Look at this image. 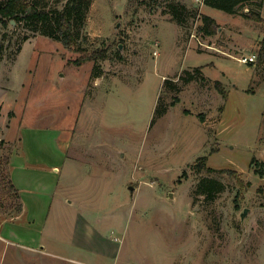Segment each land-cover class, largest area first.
Returning <instances> with one entry per match:
<instances>
[{
  "label": "rangeland",
  "instance_id": "374dc122",
  "mask_svg": "<svg viewBox=\"0 0 264 264\" xmlns=\"http://www.w3.org/2000/svg\"><path fill=\"white\" fill-rule=\"evenodd\" d=\"M173 2L188 8L183 27ZM196 8L215 35L198 31ZM249 10L264 20V0L234 14L92 0L77 43L105 56L81 67L40 24L0 23V105L21 134L11 156L25 204L0 231V264H264V177L252 165L264 163V22ZM204 156L210 170L198 171ZM204 179L221 184L209 198ZM14 196L0 190L1 225Z\"/></svg>",
  "mask_w": 264,
  "mask_h": 264
},
{
  "label": "trees",
  "instance_id": "16d2710c",
  "mask_svg": "<svg viewBox=\"0 0 264 264\" xmlns=\"http://www.w3.org/2000/svg\"><path fill=\"white\" fill-rule=\"evenodd\" d=\"M259 0H204V4L207 7L220 10L225 13L234 14L242 7L250 6ZM261 1V0H260ZM173 2L171 7L172 21L179 26H185L187 21L188 8L180 3ZM92 0H68V2L62 7H54L50 9L38 8L32 0H6L0 3V23L4 26H8L12 21L21 22L24 21L27 24H40V28H33L32 30L39 31L42 35L50 37L52 39L63 42L68 47H73L76 51L82 55L74 61V64L78 67L83 66L85 63L97 60L105 56V52L101 50L88 52L77 43L76 30L84 27L87 21ZM181 9V11H180ZM247 18L254 19L256 21L264 22L263 18L259 13L249 10ZM194 17L199 16L202 24L198 27V31L205 36H213L219 29L217 21L206 14H200L199 9L193 11ZM52 23L53 27L60 32L56 34L51 29L48 30V25ZM198 73H202V68L198 67L195 69ZM187 74H189L187 72ZM170 81V80H169ZM168 80L166 82L170 83ZM218 90L227 97V93L223 90L222 84L217 81L215 82ZM174 89V88H173ZM166 112V109L159 104L155 110V117H161ZM154 122V120H153ZM3 148V142H0V149ZM207 157L200 158L198 163L194 166L198 171L208 169ZM10 163V157L3 155L0 159V190L9 193H15V200L20 199L18 190L10 180L8 166ZM257 165L256 173L261 177H264V163L252 160V165ZM9 178L7 179V177ZM220 182L212 179H204L198 186V192L203 195L210 197L211 191L217 189L220 186ZM18 211L22 210L21 204L18 207Z\"/></svg>",
  "mask_w": 264,
  "mask_h": 264
},
{
  "label": "crops",
  "instance_id": "0c3cea01",
  "mask_svg": "<svg viewBox=\"0 0 264 264\" xmlns=\"http://www.w3.org/2000/svg\"><path fill=\"white\" fill-rule=\"evenodd\" d=\"M8 109L5 110L3 105H0V127H1V131H0V140L3 142L4 146L10 147L8 154H6V152L4 151L5 148L0 149V159L3 155H8L10 157V163L8 166V171H9V176H10V180L13 182L14 186L16 187V189L18 190V193L20 195V204L22 206V210L20 212H16L15 215L10 219V220H6L2 223V225L0 224V231H4V227L6 225H8L9 223H13V222H17L21 219V217L23 216V214L25 213V204H24V198L22 196V194L20 193V189L21 186L19 185V183L16 181V177H15V169H14V165H13V156H11L12 152H11V148L12 145L18 147L21 139V134L19 133V130H16L13 128V121L16 120L15 118H11L10 121L8 120L7 116H8ZM5 120V123H3ZM60 132L62 133V131L60 130ZM62 138H63V134H62ZM0 141V142H1ZM63 157L65 159V152H63ZM68 157V155L66 156ZM63 159V161H64ZM68 160V158H67ZM55 170L57 171V167L55 166ZM17 178H19V175H17ZM29 178H31V176H29ZM59 184V183H58ZM44 187L46 189H48V186L44 185ZM58 188L57 187H53V192L56 193ZM36 204H38L36 202ZM50 214V213H49ZM12 235L19 237L20 235L17 234L16 232L14 233V231H10Z\"/></svg>",
  "mask_w": 264,
  "mask_h": 264
},
{
  "label": "built area",
  "instance_id": "2783aa9c",
  "mask_svg": "<svg viewBox=\"0 0 264 264\" xmlns=\"http://www.w3.org/2000/svg\"><path fill=\"white\" fill-rule=\"evenodd\" d=\"M198 2H203L204 0H196ZM242 63H254L256 62V56L253 55V56H250V57H245L241 60Z\"/></svg>",
  "mask_w": 264,
  "mask_h": 264
},
{
  "label": "water",
  "instance_id": "95a60500",
  "mask_svg": "<svg viewBox=\"0 0 264 264\" xmlns=\"http://www.w3.org/2000/svg\"><path fill=\"white\" fill-rule=\"evenodd\" d=\"M12 23H14V21H12ZM130 190H133L132 188ZM246 211L244 212L243 216L245 215Z\"/></svg>",
  "mask_w": 264,
  "mask_h": 264
}]
</instances>
